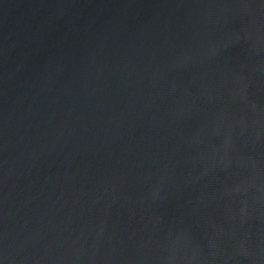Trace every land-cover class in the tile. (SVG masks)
<instances>
[{
  "label": "water",
  "instance_id": "water-1",
  "mask_svg": "<svg viewBox=\"0 0 264 264\" xmlns=\"http://www.w3.org/2000/svg\"><path fill=\"white\" fill-rule=\"evenodd\" d=\"M0 264H264V0H0Z\"/></svg>",
  "mask_w": 264,
  "mask_h": 264
}]
</instances>
